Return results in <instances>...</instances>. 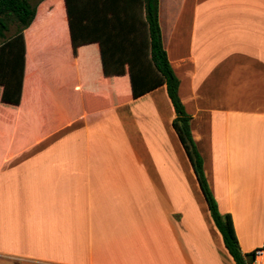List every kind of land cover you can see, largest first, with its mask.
Listing matches in <instances>:
<instances>
[{"label":"crops","instance_id":"crops-1","mask_svg":"<svg viewBox=\"0 0 264 264\" xmlns=\"http://www.w3.org/2000/svg\"><path fill=\"white\" fill-rule=\"evenodd\" d=\"M116 2L75 45L66 0L43 2L0 84V264H236L166 86L134 96ZM159 23L219 210L264 264V0H159Z\"/></svg>","mask_w":264,"mask_h":264},{"label":"trees","instance_id":"trees-1","mask_svg":"<svg viewBox=\"0 0 264 264\" xmlns=\"http://www.w3.org/2000/svg\"><path fill=\"white\" fill-rule=\"evenodd\" d=\"M46 0H0V84L15 86L25 73L26 43L24 32L34 23L38 7ZM118 7L130 65L134 96L151 92L165 85L176 112L174 129L192 164L201 190L208 204L216 228L222 235L224 245L236 264H253L256 251L244 254L231 214H222L210 188L204 161L198 151L191 131L192 117L187 113L180 98V80L176 76L163 46L159 23V0H66L67 12L74 45L77 44V27L81 24H114L113 4ZM96 10L97 16H77V7ZM96 5V6H93ZM85 12V11H84ZM16 31L8 36L10 28ZM154 73L158 80L154 82Z\"/></svg>","mask_w":264,"mask_h":264},{"label":"built area","instance_id":"built-area-1","mask_svg":"<svg viewBox=\"0 0 264 264\" xmlns=\"http://www.w3.org/2000/svg\"><path fill=\"white\" fill-rule=\"evenodd\" d=\"M263 256V251L262 250H257L256 251V257H255V261L253 264H261V261L259 260L260 257Z\"/></svg>","mask_w":264,"mask_h":264},{"label":"rangeland","instance_id":"rangeland-1","mask_svg":"<svg viewBox=\"0 0 264 264\" xmlns=\"http://www.w3.org/2000/svg\"><path fill=\"white\" fill-rule=\"evenodd\" d=\"M15 31H16V27L15 26H12L10 28V32L8 33V36H11Z\"/></svg>","mask_w":264,"mask_h":264}]
</instances>
